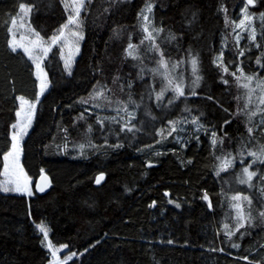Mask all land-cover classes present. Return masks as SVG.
<instances>
[{
  "label": "trees",
  "instance_id": "1",
  "mask_svg": "<svg viewBox=\"0 0 264 264\" xmlns=\"http://www.w3.org/2000/svg\"><path fill=\"white\" fill-rule=\"evenodd\" d=\"M146 3L153 5L151 26L163 29L153 35L168 62V76L184 84L185 95L172 104H166L167 93L157 99L168 84L151 71L158 68L159 52L148 50L153 42L140 44ZM21 4L31 6L30 25L45 40L68 17L63 0H0V182L19 97L39 98L32 61L9 46ZM245 5L246 0H92L87 5L85 37L71 71L57 47L43 61L50 88L38 100L22 162L35 179L43 170L48 173L51 185L33 196L0 190V264H48L36 228L40 223L48 225L54 245L77 253L67 264H264V218L259 216L264 164L249 169L257 171L252 181L234 182V173L254 159L248 152L264 145L262 114L251 121L247 115L262 93L257 89L249 109L237 114L248 90L230 75L239 67L264 79V21L258 18L264 0L248 6L256 14V41L244 34L237 44V17ZM130 42L139 46L137 59L125 51ZM221 52L228 73L213 63ZM191 56H198L201 76L194 88ZM193 90L197 95L190 94ZM95 92L104 97L89 99ZM82 112L85 118L79 119ZM111 117L118 122L105 119ZM183 117L185 130H180ZM129 121L133 131H119ZM170 121L177 122L172 135ZM248 127L254 128L251 136ZM99 173L105 180L96 185ZM237 203L251 213V224L238 220ZM240 223L244 227L236 231ZM229 232H235L231 239Z\"/></svg>",
  "mask_w": 264,
  "mask_h": 264
},
{
  "label": "snow or ice",
  "instance_id": "2",
  "mask_svg": "<svg viewBox=\"0 0 264 264\" xmlns=\"http://www.w3.org/2000/svg\"><path fill=\"white\" fill-rule=\"evenodd\" d=\"M92 2V0H71L70 3H66V7H71L72 9V15H70L68 17V23H66L65 25H63L64 29L69 28V25H74L76 28H79L82 21H81V12L82 11H87V5L90 4ZM258 3V0H246V5L243 9L244 12V17L243 19L240 20V22L238 24H236V28H241V29H246L249 30L250 32V37L252 39V41H256V28L252 27L251 25V21L253 20L254 17H256L255 13H249L248 11V6L251 7H255L256 4ZM21 9L24 8V5L21 4ZM153 11V5L151 3H146L145 7L141 10V29L143 32L146 33V35L144 36V38L140 41V44H144L145 41H150L153 42L151 43L150 47H149V51H157L159 52L160 55V59L158 61H156L158 68L152 69L151 71L154 73H158L160 75L163 76L164 79L168 80V84L172 85V80L169 79L168 76V62L164 57V53L160 52L159 50V45L155 44V35H153V33L159 34L160 32L163 31L162 28H157V27H152L151 26V21H150V16L148 14L152 13ZM226 11V9H225ZM261 21H264V12L259 13V17H258ZM247 22V24H246ZM13 23H15V21H13ZM227 23V20H226ZM151 27V31L149 30ZM261 27H264V25H261ZM73 36H78L80 39L83 38L82 34L78 31L76 32H72L71 33ZM64 33L61 30L60 34L58 36L52 37V41L53 43H55L57 40L61 39L63 37ZM37 36H39V34L37 33ZM173 39H175V37H172ZM240 36L237 35V44H239V40H240ZM257 47H260L259 44L256 45ZM12 51H16L18 47H23L22 45H18L15 43V41L12 42ZM138 45H134L131 42L128 44L127 49H125L126 53L128 56L132 57L133 59H137V55L136 53V49L138 48ZM50 49H45L44 51L47 52ZM24 51L26 53L29 54V57H31V52L28 48H24ZM239 55L243 56L244 52L240 51ZM180 63H183V61H181ZM213 63L217 64L218 67H222L223 71L225 73L229 72V69L227 66L224 65V61H223V52L220 53L219 56H217V58L213 61ZM256 63L258 65L261 64V60L259 58L256 59ZM190 64H191V68H192V75L195 77V79L192 81V86L193 88L198 86V82L201 79V76L198 75V65H199V60H198V56H191V60H190ZM264 66V65H262ZM37 69L39 71L42 72V69H40V65L39 63H37L36 65ZM177 67L176 64L172 65V68L175 69ZM160 69H163V72H160ZM141 71H143V69H141ZM236 72H239L240 75L237 76ZM230 75H232L236 82H237V86L238 87H242L246 90H248L247 96H246V102L243 106L242 109H238L237 114H240L242 112H245L249 109V105L252 103V94L256 92L257 89H260L262 95L260 97H258L259 100V104L257 105V107L251 111H247V115L249 117V121H251V118L255 115H257L258 113L262 114V119H261V124H264V107H260V105H264V79H259L254 75H245L244 71L242 68L237 67L235 72H231ZM142 79V76L140 77ZM241 79H243V83H241ZM255 80V87H251V85L253 84V81ZM224 84H228L229 81L228 80H223ZM128 87H131V83L128 84ZM40 88H41V94H43V92L45 91V89L47 88V83L44 79H41V84H40ZM166 89H162L161 92H159L157 94V99H162L163 95H164V91ZM175 92V97L173 99H170L168 101L169 104H172L174 102V99H177L179 97H182L185 95L184 92V87L182 84H176L174 85L173 89ZM191 95H197V93L193 90L191 93ZM104 97V93L103 92H95L94 94H90L89 99L91 100H97V99H101ZM22 99V98H21ZM208 99H212L211 97H208ZM81 103H88V100H81ZM96 107H99L100 105H95ZM32 108L35 107V105H31ZM126 110V109H125ZM187 110V109H186ZM87 111V109L85 110ZM16 115L19 117L21 115L20 111H17ZM84 113L82 112L79 119H84ZM134 118V117H133ZM105 119H111L113 122H118L116 121L115 117H111V118H105ZM27 123L26 124H21L19 121L16 124L11 125V127L13 129H17L19 128L18 132L13 133L11 139L13 141L12 145H11V149L9 152H7L4 156L3 159L6 162L4 165V175L6 177V179L2 182H0V190L4 191V192H8V191H27L28 195H31V192L28 191L27 188V179L25 177V182H24V186L23 188L20 186V183L17 180H12L10 178V171L9 169L11 168L12 173H16V170L19 168V154H20V146H19V139L20 136L24 133L25 129L30 126L31 123V116L27 117ZM100 124H103V120H99L97 121ZM193 123H196L195 120L192 121ZM131 123V121H129L128 123H125L124 125H122V127L119 129V131H125L127 130L128 132H132L133 129L135 128V125L129 126ZM170 123L173 125V127L171 128V130L168 131V135H172L173 132H175L177 129L175 127V125L177 124L176 121H170ZM226 123H230V121H226ZM91 129V125H89L88 127V131L90 132ZM65 131H67L65 129ZM248 134L251 136L254 134V128L253 127H248L247 128ZM164 130L161 129V135H163ZM213 139H212V143L213 145H215L217 143V139H216V134L213 133ZM220 142H223V139L221 138ZM81 149H83L85 147L84 144H81L79 146ZM157 155H159V153H157ZM248 155L253 157L254 159L251 161V163H249L246 167L243 168V173L247 175V181L250 182L252 181V179L254 177L257 176V171H250L249 169L252 168L253 165L255 164H264V145H261L258 151H250L248 152ZM11 159L12 163L11 165L9 163H7L9 160ZM190 162V161H189ZM243 163V161H242ZM231 165V161H227L225 166H230ZM151 166V165H149ZM20 175H23V170L20 169L19 170V174L18 177ZM103 179V177H99L96 180V183H100V180ZM261 180H264V175H262L260 177ZM246 181L241 180V183H245ZM15 183V188H11L9 187L10 184ZM40 191H43V188H40ZM204 199L207 200V194H205ZM233 200H237L239 201L241 199V197L239 196H234L232 197ZM244 200L248 201V204H251L252 201L249 200V198L247 196L243 197ZM177 207H179V205H177ZM233 207H235L237 209V218L240 221H245L248 222L249 224H251V213H245L243 210V207L241 204L237 203L235 204ZM259 216L261 218H264V211H260ZM228 226L225 225V228H227ZM244 227V223H240L238 228L236 229V231H239V228H243ZM38 230L43 234L44 236V241H47V247L51 250L53 248L52 242L50 240H48V232L49 229L47 228V226H45L43 223L37 225ZM228 238L231 239V236L235 235V232H229L227 233ZM243 235V234H242ZM43 242V241H42ZM168 243H172L171 240L168 241ZM233 247L238 248L239 245L238 244H233ZM62 247L66 248L67 245H63ZM215 250V249H213ZM85 251H87V249H85ZM220 251H223V249H220ZM51 255L54 258V264H67L68 260H71L73 257L77 256V253L73 252L71 253V255H68L65 257L64 260H60L59 258L56 257V251H51ZM243 259L248 260V257H243ZM249 264H251V262H249Z\"/></svg>",
  "mask_w": 264,
  "mask_h": 264
},
{
  "label": "rangeland",
  "instance_id": "3",
  "mask_svg": "<svg viewBox=\"0 0 264 264\" xmlns=\"http://www.w3.org/2000/svg\"><path fill=\"white\" fill-rule=\"evenodd\" d=\"M70 2H71V0H63L64 6L66 5V3H70ZM65 9L67 11L68 17L70 15H72L71 7L65 6ZM30 10H31V6L24 5V8L21 9V7H20L18 14L13 18V20L11 22V26H10L9 46L12 49L11 45H12L13 41H15V43L18 45H22L23 47H18L16 51H22L28 57H29V54L24 51V48L26 47L30 50L32 58H30V57L29 58L33 63L34 72H35L36 78L38 80V96H39L38 100H40L41 97L50 88V81L48 78V74H47V72L43 66V61H44L45 57L48 55L51 48H53V47L59 48L61 51L62 59L64 61V65H65L67 72L71 71L74 62L80 53V49H81V46H82V43H83V40L85 37L84 25H83L84 24V17H83V11H82L81 12L82 23H81L79 28H76L74 25H69V28L64 29L63 25L68 23V17H67L66 22L57 30L56 34L54 35V37L58 36L60 34V31L62 30L64 33L63 37L61 39L57 40L55 43H53L52 39L51 40L43 39L40 36V34L30 25V21H29ZM148 15L150 16V21L152 24L151 14H148ZM243 17H244V12L240 11V13L238 14V17H237L236 24H238L240 22V20L243 19ZM13 21H15V23H13ZM246 24H247V22H246ZM251 25L253 27L252 21H251ZM236 29H237V34L240 37H241V35H244V34H250L249 30L241 29V28H236ZM76 31H78L82 34V36H83L82 39H80L78 36H73L71 34L72 32H76ZM37 33L39 34V36H37ZM240 40H241V38H240ZM45 49H50V50L45 52L44 51ZM37 63H39L40 69H42V72L37 69V67H36ZM168 74H170L169 71H168ZM41 79H44L47 83V88L45 89L43 94H41V88H40ZM169 79H171V78H169ZM172 82H173L172 85L166 84V86H165V89L169 90V92H167L166 90H165L166 92H164L165 94L167 93L166 94L167 95L166 96V102H167L166 104H169L168 101L170 99H173L176 95L175 92L172 90L174 85L183 83V82L180 83V82L173 81V80H172ZM167 83H168V80H167ZM182 85L184 87V84H182ZM164 95H163V97H164ZM38 100L37 101H30V100H28L22 96L19 97V109H18V111L21 112V115L19 117L17 116V121L14 124H16L18 121L21 124H26L28 122L27 121L28 116H31V123H30V126H28L25 129L24 133L20 136V139H19V146H20V154H19V161H18L19 168L16 170V173H12V170L10 168L9 169L10 177H7V178H10L14 181L17 180V178H18V181H19L20 186L22 188L24 186L25 177H26L27 188H28V191L31 192V195H28L27 191L17 192V191L13 190V191H8V192L25 194L27 196H33L36 192V179L34 177L30 176L27 173V171L25 170V168L23 166V162H22V155H23V141L31 129V126H32V123L34 120V116H35V112H36V107L38 104ZM33 104L35 105L34 108L31 107V105H33ZM182 121H187L186 117H183L182 119H180L178 121V123H179L178 127L180 130H183V129L185 130V127L182 125ZM194 127L200 128L201 123L196 122ZM18 131H19V128H17V129L12 128L11 136L13 135V133L18 132ZM182 137H184V135H182ZM12 143H13V141H12ZM10 150H12V149L10 148L7 152H9ZM5 163L6 162L3 159L1 182L6 179L5 175L3 174ZM7 163H9L11 165V163H12L11 159ZM20 169L23 170V175H20L18 177ZM234 174H235L234 182L241 184V178H242V180L247 181L246 174H244L243 172L242 173H234ZM15 186H16L15 183L9 185V187H11V188H15ZM43 224L45 226H47V228L49 229V227L46 223H43ZM37 225H39V224H37ZM37 225H36V228H37ZM37 230H38V228H37ZM38 232L41 234L42 241H43L42 244L49 254L50 260H49L48 264H54V258L51 255V251H56V257L59 258L60 260H64L66 256L71 255V253H73L68 249V247L64 248V247H62L63 245L57 246V245H54L53 243H52L53 248L50 250L47 247V241H44L43 234L39 230H38ZM48 240H50V229L48 232Z\"/></svg>",
  "mask_w": 264,
  "mask_h": 264
},
{
  "label": "water",
  "instance_id": "4",
  "mask_svg": "<svg viewBox=\"0 0 264 264\" xmlns=\"http://www.w3.org/2000/svg\"><path fill=\"white\" fill-rule=\"evenodd\" d=\"M103 177V179L100 180V183H96L97 178ZM105 180V174L99 173L95 177V184L100 185ZM51 185V178L48 173H46L44 170L41 172V174L36 178V192L37 193H44L46 192ZM40 188H43V191H40Z\"/></svg>",
  "mask_w": 264,
  "mask_h": 264
}]
</instances>
